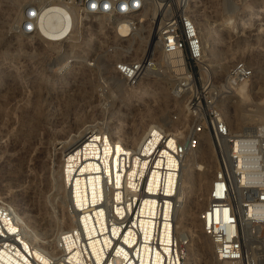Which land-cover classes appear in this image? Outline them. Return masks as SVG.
Returning <instances> with one entry per match:
<instances>
[{"label": "bare ground", "instance_id": "bare-ground-1", "mask_svg": "<svg viewBox=\"0 0 264 264\" xmlns=\"http://www.w3.org/2000/svg\"><path fill=\"white\" fill-rule=\"evenodd\" d=\"M192 1L190 12L202 38L204 58L207 60V56H210L209 59L211 60L216 51L217 43L222 39L223 32L227 31L231 34L238 25L232 17H228L219 23L217 28L211 27L207 20L202 23L197 9L199 0ZM37 3L43 6L44 12L40 27L41 33L37 36L27 37L38 38L41 36L40 38L44 42L53 45L64 41V39L67 42H76L75 39H78L79 35L82 36L80 32L88 33L80 30L81 19L72 6L64 7V4L59 1L57 3L55 0ZM98 21L99 27H114L121 23L120 19L100 18ZM119 29L120 33H127V24L123 23ZM89 33L87 34V42L95 47L97 42L94 40V33L92 31ZM117 34L115 32V36ZM20 35L24 37L22 34ZM143 42L145 41L143 40ZM74 47L75 45L71 44L70 50L73 52V57L78 51ZM143 47L144 44L140 42L132 48V51L139 53ZM154 48L157 47L154 46ZM90 50L92 48L86 47V53L83 52L79 56L87 54ZM65 55L67 53L64 54V57ZM106 56V54H102L99 59L102 60ZM165 56L168 58L167 60L160 55L158 58V63L163 67V62L167 63L168 72L165 77L159 81H151L147 76L140 82L139 86L143 93L151 92L152 87H154L153 91L158 94L157 99L162 100L161 103L164 102L163 104L167 105L170 99L168 93L173 85L178 82L180 76L182 77L180 74L186 73V76L189 77V73L186 69V60L181 53ZM231 61L232 57H224L214 69V73L222 75L228 69ZM170 64L172 66L180 65V67H173L175 70H171ZM69 65L76 67L77 64L69 62L68 58L60 70L61 79H64V76L72 70L71 67L69 69ZM210 71L207 68L202 69V78L207 77ZM169 76L172 78L164 81ZM146 80L149 82H145ZM172 80L173 84L171 85ZM106 81H112L116 87L124 88L123 82L116 76H106ZM62 87L63 90L59 91L53 88L52 95L56 94L55 98L59 97L64 100V86ZM247 87V83L240 84L236 87L235 94L220 102L223 118L234 133L251 132L253 128L250 126L257 121L253 114L241 113L239 104L231 110L232 98L237 99L234 104L239 102L241 106L249 101ZM126 96L130 99L133 95ZM115 98L114 95L113 100ZM184 98H173L174 108L179 111L178 120L175 121L171 117L148 108L146 112L141 113L139 123L135 124L138 125V128H135L136 126L134 127L133 124L132 134L126 139L122 137L119 126L116 125L113 128L109 127L110 125H103L104 122L87 120L89 113H86L81 116L74 115V120L70 123L67 122L68 124H64V120H61L62 122L59 124L56 122L54 128H51L52 136L44 137L43 130H40L39 137L37 135L35 139L29 138L25 141L15 139L9 134L8 125L4 119L6 102L0 98V162L5 161L19 175L18 186L20 189L15 192L21 194L25 191L28 196L36 200V204L38 203V209L31 208L32 213H29L22 210L20 205L14 203L12 199L9 201L6 197H0L3 198L2 200L9 210L8 215H10L12 226H8V230L13 234L7 242L1 244L0 264H107L103 261L104 256L113 243L114 248L119 243L114 239L121 232L122 227L120 228L119 224L122 221L120 219L124 217L122 216L124 210L133 198V179L140 178L142 175L149 177L151 170H144L146 155L159 141L158 134L154 132L155 127L157 129L162 127L160 124L153 123L148 126L149 129L146 132H142V130H144L147 121L160 120L166 125V129H169L164 131L173 130L172 133L177 136L176 144H184L189 131V119L185 112L186 100ZM45 122L43 123L45 124ZM47 122L53 124L51 120ZM12 141L13 144L14 142L18 143L20 148H18L17 153L15 151L14 154H8L5 157L4 151H7L6 148ZM170 146L174 147L173 144ZM205 149L206 154L204 153ZM166 157L165 162L169 168L173 159L169 153ZM166 164L164 163V165ZM216 164L212 139L207 133L202 136L200 148L196 151L187 152L183 155L182 161L179 162L177 179L179 189L176 192L177 220L173 225V239L176 238L177 246L184 239L180 235L184 231L188 233V251L185 261L181 264H194L198 255L201 256L202 264H232L219 261L216 258L214 246L208 242V237L202 231V222L196 217V213L204 210L208 204L210 189L217 171ZM127 165H129V169ZM135 172L137 173L135 174ZM157 176L156 173L153 175L154 181L158 179ZM173 180L174 173L170 172L168 181L172 183ZM15 192H13L14 196L17 194ZM153 208L154 206L150 205V210ZM147 223L146 221L142 225L145 226ZM147 226L150 230L151 224H147ZM0 233L8 234L7 231L1 229ZM121 237L126 242L123 234L119 235V238ZM163 237L164 240H168L169 236L164 235ZM129 242L132 243V241ZM250 245L254 251V243L251 242ZM126 250L130 253V249H124L120 246L113 255L112 263L122 264L124 260L127 261L128 252ZM147 250L148 246L145 245L143 264H147ZM164 250L166 252L164 264H172L169 247L164 246ZM253 251L252 255H249V264H258ZM30 255L33 259H30ZM130 264L133 263L130 262Z\"/></svg>", "mask_w": 264, "mask_h": 264}, {"label": "built area", "instance_id": "built-area-1", "mask_svg": "<svg viewBox=\"0 0 264 264\" xmlns=\"http://www.w3.org/2000/svg\"><path fill=\"white\" fill-rule=\"evenodd\" d=\"M58 1L75 9L81 19L80 30L92 31L97 42L90 50L91 55L72 56L69 62L77 64L85 58L88 65L95 66L98 57L91 52L100 44L101 38H105L107 33H113L116 43L112 45L111 54L121 57L113 62L110 76L118 77L124 88L132 90L149 77L160 64L159 55L166 59L165 55L181 53L189 73V77L186 73L180 74L182 77L180 76L171 89L174 98L185 97L186 100L185 112L190 127L186 142L177 145L175 134L155 127L154 132L158 134L159 141L146 155L144 167V170H151L150 175L133 179V198L124 210V217L120 219L122 223L119 226L122 228L119 235L123 234L126 242L118 235L114 240L119 243L115 248L114 243L112 244L103 261L107 264H118L112 263V259L122 246L130 249V253L126 250L128 258L122 264H143L146 245L147 264H164V246L170 249L172 264L184 262L183 248L187 247L188 237H184L178 246L176 238L173 239V225L177 220L179 162L184 154L200 148L202 136L207 133L213 141L217 171L208 204L199 213L202 231L212 242L214 254L219 261L249 264L253 251L250 243L253 240L248 225L254 223L264 227V127L251 132H232L223 118L220 102L232 96L237 86L249 82L254 76L253 69L244 61H237L220 85H214L207 77L200 78L198 84L191 64L202 69L206 67L202 38L190 12L192 0ZM24 9L18 33L24 37L39 35L43 6L33 2L25 4ZM100 18L120 19L121 23L114 27H99ZM123 23L128 27L125 34L119 32ZM115 32L118 33L117 36ZM140 42L144 44L142 51L134 53L132 48ZM173 67L179 68L180 65ZM102 80L100 96L107 92L109 86L115 90L114 83L106 81V76ZM168 153L173 159L169 168L165 162ZM127 168H130L129 165ZM170 172L174 173L172 183L168 181ZM155 173L158 175L157 182L153 179ZM2 199L0 198V229L8 234L0 233V247L13 236L8 230V226H12L9 210ZM150 205L154 206L152 210ZM146 221L151 224L150 230L147 224L142 225ZM164 235L169 236L168 240L163 239ZM18 243L21 245L19 240ZM254 246L257 247L255 244ZM258 247L263 250V240ZM30 259H33L31 255Z\"/></svg>", "mask_w": 264, "mask_h": 264}, {"label": "rangeland", "instance_id": "rangeland-1", "mask_svg": "<svg viewBox=\"0 0 264 264\" xmlns=\"http://www.w3.org/2000/svg\"><path fill=\"white\" fill-rule=\"evenodd\" d=\"M46 1L49 0H0V95H2L0 98L6 102L4 119L8 125L11 137L14 136L15 139L20 141H25L29 138L33 140L40 133V130H43L44 137H49L53 135L51 130L56 122L59 124V122L61 123L64 120V124L70 123L76 115L81 116L86 113H89L87 120L92 119L101 123L104 122L103 125H110L109 127L113 128L116 125L117 127L119 126L120 133L125 139L131 136L135 126V128H138V125L135 124L139 123L141 113L146 112L148 108H152L159 114H164L176 121L179 117V111L174 108V96L171 89L168 93L170 99L167 105L163 104L164 102L161 103L162 100L157 99L156 96L158 94L153 91L154 87H152L151 92L143 93L140 86L131 91L116 86L114 90L109 86L107 92L102 96L99 95V90L103 85V77L110 76L113 62L121 57L118 55L112 56L111 54L113 52L111 51L112 45L116 43L113 33H107L105 38H101L100 44L91 52L92 55L98 57L95 66L91 67L84 61L85 58H82L83 61L78 62L76 67L74 66L75 68L69 65V69L71 67L72 70L64 76V79H61L60 70L68 58L73 55L70 50L71 44L75 45V49H78L75 56L82 55L86 47L93 48L94 45L91 46L87 42V34L89 32L86 34L80 32L82 36L79 35L78 39H75L76 42H67L64 39V41L53 45L44 42L40 38L41 36L38 38H25L18 34L17 28L23 16L25 4L33 2L44 3ZM55 1L58 3V0ZM197 6L198 16L202 23L207 20L211 27L217 28L219 23L228 19V17H232L238 25L237 28L232 30L231 34L227 31L223 32L221 41L216 45L213 59L210 60V56H207L204 66L211 71L206 79L211 80L214 85H220L227 76L231 66L237 61H244L254 72V76L247 82L249 101L241 106L239 102L234 104L237 99L232 98L231 102L233 101V105H231V110L239 104L241 113H251L257 119L250 128L256 130L264 127V0H199ZM64 7L70 6L64 4ZM17 37L18 40H16ZM65 53L67 55L64 57ZM89 53L87 52V54ZM102 54L107 56L100 60L99 58ZM226 56L232 57L228 69L222 75H216L214 69ZM163 65L164 67L159 64L157 69L150 73L149 78L151 81H159L165 77L168 67L165 62H163ZM191 65L199 84V79L202 78V68L194 64ZM171 70H175L172 65ZM173 73L175 72L173 71ZM169 78L172 77L169 76L164 81ZM145 82L149 81L146 80ZM62 86H64V100L59 97L55 98L56 94L52 95L53 88L59 91L63 90ZM114 95L116 98L113 100ZM126 95L133 96L128 99ZM140 96L143 97L141 98ZM227 98L230 97L224 99ZM48 112L51 115L47 114ZM43 119L44 121H41ZM50 120L53 124L47 122ZM153 123H157L156 125L160 124L164 129L167 128L162 121L153 120L147 121L142 132H146L149 129L148 126ZM37 130L39 132H36ZM170 132H173V130H170ZM18 148H20V145L15 142L13 144L12 141L6 148L7 151H4V156L7 157L8 154H14L15 151L17 153ZM204 151L206 154V149ZM8 167L9 165L5 161L0 162V197H6L9 201L12 199L14 203L16 202L20 205L22 210L32 213V209H38V203L36 204V200L28 196L25 191L21 192V194L15 192L20 189L18 186L19 175ZM13 192L17 194L14 196ZM33 205L36 206L34 207ZM199 213L200 211L196 213L197 218H199ZM248 228L253 243L257 246L253 251L257 257V263L264 264V248L261 251L258 247L260 241L264 240V227L251 223ZM187 236L188 233L186 231L180 235V237ZM208 242L212 245L209 238ZM187 249V247L183 248L184 258H186ZM200 257V255L196 256L194 264H202Z\"/></svg>", "mask_w": 264, "mask_h": 264}]
</instances>
